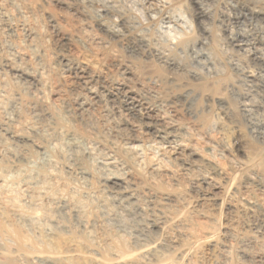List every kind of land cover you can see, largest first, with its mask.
<instances>
[{"label": "bare ground", "instance_id": "1", "mask_svg": "<svg viewBox=\"0 0 264 264\" xmlns=\"http://www.w3.org/2000/svg\"><path fill=\"white\" fill-rule=\"evenodd\" d=\"M80 1L84 5L92 3ZM50 2L72 13L79 24L77 34L62 36L54 47L55 82L67 78L71 87L67 91L54 89L56 111H36L37 126L29 125L25 133H5L12 143L0 139V179L7 178L11 167L23 189L21 196L17 193V197H9L14 191L7 185L0 192V210L14 226L33 227L46 242L64 234L74 238L87 228V207L81 200L89 197V190L83 186L91 173L85 161L90 150L96 149L103 158L93 167L92 213L107 225L103 229L106 238L100 245L106 255H101L99 245L93 242L76 241L81 255L76 250L46 252L50 258L66 262L83 257L87 264H171V255L183 257L201 240L212 241L218 235L213 229V212L221 205V194L226 189L228 192L235 180L219 162L229 151L227 135L235 136L236 152L244 151L248 142L241 120L260 109V104L256 107L251 103L255 93L261 95L264 106V0H249L242 10L223 0H190L200 38L194 44L188 38L178 43L176 49L182 56L171 49L154 47L123 19L118 21L123 29L119 33L63 0ZM217 3L222 4L220 14L229 19L228 27L219 21L224 27L218 34L223 43L219 52L227 55L222 66L238 76V85L243 88L237 109L221 94L226 90L235 95L236 85L227 84L217 91L225 84L210 52L217 42L210 33L211 7ZM99 12L105 17L109 14L100 8ZM73 41L83 49L118 43L126 55L112 57L109 67L114 73L102 74L61 50L62 45ZM211 120L217 128L216 137L200 144ZM249 130H256L252 123ZM257 131L256 137L264 140V133ZM82 141L87 144L82 145ZM51 145L59 146V151L56 147L53 154ZM147 148V156L139 158V149ZM252 154L244 164L226 161L232 170L238 166L243 173L241 182L232 188V197L243 203L246 221L241 225L248 231L235 230L233 211L228 206L222 248L213 264H264V207H260L258 198L264 197V171L255 165ZM40 155L56 160L72 182L49 172L46 164L33 169ZM164 185L182 190L170 193L163 190ZM25 196L30 199L27 210ZM192 216L206 221L194 227L200 237L190 229ZM158 233L161 240L156 239ZM16 244L17 250L10 253L22 256L23 243ZM230 250L235 253L234 263ZM41 254L27 252L33 259Z\"/></svg>", "mask_w": 264, "mask_h": 264}, {"label": "rangeland", "instance_id": "2", "mask_svg": "<svg viewBox=\"0 0 264 264\" xmlns=\"http://www.w3.org/2000/svg\"><path fill=\"white\" fill-rule=\"evenodd\" d=\"M63 1L85 11V13L88 14V17L90 15V17L103 20L104 25L119 33L122 32L121 30L123 29L121 26H118V21L123 19L127 26L132 28L133 31L138 35H141L147 39L151 45L154 44V47H160L169 50L171 49V51L175 52L176 54H180L181 56L182 54L179 48L176 49L178 43L186 40L187 38L192 44L198 41L199 34L195 30L193 10L190 0H88L92 2L90 5H84L80 0ZM223 1L232 6L237 5L239 10H242L241 6H243V4L246 5L245 2H249V0ZM261 7L264 8L262 4ZM99 8L106 10L109 13L108 16H103L102 13L99 12ZM211 9L213 13V22L210 33L216 38L217 42L212 45L213 47L210 49V52L213 56L212 59L217 63V72L219 75L221 74L220 77L224 76L223 79L225 78L222 82V84H224V82L225 84L221 85L217 91L221 92L224 87L227 88L229 85H236L237 89L235 95H232L226 90L222 91L221 94L223 93V96L230 100L232 106H234L233 108L237 109L239 102L238 95H241L243 88L238 85V76L234 72L230 71V73L223 68L225 60L227 59V55L221 54L219 52L223 43L221 40H219L218 34L220 32L222 33V28L224 29V27L219 26V21H223L224 25L228 27L229 19L226 17V15L220 14L223 11L221 3H217L216 5L212 6ZM78 32L79 24L76 17L65 8L50 2V0H0L1 140H5V138L6 141L9 140L5 133L23 131L25 133L29 128V125L34 124L37 126L40 122L35 119L34 115L36 114V111H39L41 108H47L51 112L56 111V104L54 102V89L59 87L63 91H67L69 87H71V84H69L70 81L67 78L61 79L59 84L55 82L53 70L54 47L57 43H59V40L62 38V36L75 35ZM61 45L62 44H60V46ZM103 47L104 48L100 49L97 47L83 49V47L79 46L78 43L73 41L66 46L62 45L61 50L79 60V62L84 64V66H88L87 68L89 70L99 73L102 72V74H108L109 72L114 73L109 67L110 59L114 56H125L126 52L124 48H121L118 43L106 44ZM193 67L196 70L200 69L199 66L194 65ZM21 73L24 75L19 77ZM150 82L151 81H147V85H151ZM251 99V103L253 104L254 102L256 107H258L260 104V109H254V112H252L249 118H244L241 120L244 125L243 132L244 135H246L248 147L246 146L242 152H236L233 145L235 136L229 134L227 135V143L229 144L228 154L225 153V159L219 161L221 168L228 175V177L233 178L234 176L235 180L228 192H226V189L221 194L220 199H222V201L221 205L218 207L219 210L216 209L213 212V229L215 230V233L218 234L215 236L216 239L214 238V241L201 240L198 242L199 244L197 243L191 246L185 256L181 257L177 255L174 256V254L171 255L169 257L168 263L213 264V261L217 256L216 254H218L222 248L221 241H223L225 225L229 219V215L225 214H228L227 209L229 207L232 208L233 211V227H235V230L238 231V233L248 231L246 227L241 225V223H245L246 221L243 203L237 200V198L232 197V188L241 182L243 173L241 170H239L241 168L238 169V166H235L236 168L232 170L230 167H228L226 161L229 159L237 160L244 164L250 160V153H255L251 155V158H254L255 165L264 171V140L259 139L255 134L257 130L258 133H264V106L261 105L263 100L261 95L257 93H255ZM251 123L256 129L255 132H250L251 130H249ZM216 133L217 128L214 121L211 120L204 131V135H206H203L204 137L200 141V144L201 142L206 143L214 140ZM82 142V145L87 144L85 141ZM8 143H12V141L9 140ZM14 145L16 146L17 144ZM19 145L20 144L17 146ZM51 146L50 147L52 148V151L56 149V147V150L59 151V146H54L55 148H53V145ZM139 150V158H143V155L146 157V152L147 154L150 152L149 148ZM54 153H56L55 150L53 154ZM89 153L90 154L87 155L85 164L90 170L89 172L91 173V177L86 179L83 187L87 189V191L89 190L88 193L90 192V194L89 197H83L84 199L82 198L83 200H81L83 203H86L85 207H87L84 208V218L87 219V228L82 229L79 234L74 235V238H72V234H64L61 237L58 236L59 238L56 237L55 240L53 239L51 242H46L43 240V237L37 230H33V227L29 229L28 227L23 228L14 226L7 220L3 209H1L0 253L2 251V255L0 254V264H87V260L83 257L66 261V263L57 261V259L54 258H50L47 253H52L58 250H76L80 254L82 250L77 247L78 244L75 243L76 241L80 243L93 242V244L99 245L100 247L101 243L106 238L103 229L107 225L105 223H101V220L93 215L92 208L94 205V199L91 197L93 195L92 192L95 191L93 169L96 167L95 163L101 161L99 159H102L103 156L96 149L90 150ZM47 159H49L47 155H40L37 165L33 167V169H37L42 164H46L45 168L49 170V172H53L54 174L65 178L67 180L66 182H72V177L65 173V170L55 162L56 160L51 159V161H49ZM140 168L142 169H140V172L144 174L145 168L143 166ZM12 169L13 168L9 167L8 170H10V174H8L9 176H6L7 178H4L6 181L2 180V178L0 179V192H2L4 188L6 189L7 185H9L7 188H10L15 192H13L14 194L12 193L9 195V197H19L22 195L20 191L23 189L21 185H18L20 177H18L16 174H12ZM57 185V187L61 189L62 185ZM162 188L164 191L170 193L182 190V188H174L168 185H164ZM17 193L19 194L16 196L15 194ZM258 198L260 200V207H264V197L260 196ZM27 199V196H25L24 200L26 202V210L29 209V205H27V203H29L28 201L30 200ZM171 211L175 212L176 208L172 207ZM189 218L193 226H191L190 229H194V227H196L195 225L198 223L206 222L205 220L197 218L196 216ZM89 226L90 228L92 226V228L90 229ZM196 228L194 229L195 233H192H194L196 236L199 235L200 237V234ZM125 238L126 241L129 240L128 236ZM156 239L161 240L162 235H159L158 233V235H156ZM16 243H23V248L21 247L22 250L20 251V253H24L22 256L19 254L16 256L10 253L14 249L17 250ZM232 244H234V242ZM33 250L42 252V256H40L38 259L29 257L27 252L31 253ZM98 252L101 255H106L101 247L99 248ZM231 252V260L234 263L236 261L234 250ZM30 260H35L36 262H30Z\"/></svg>", "mask_w": 264, "mask_h": 264}]
</instances>
